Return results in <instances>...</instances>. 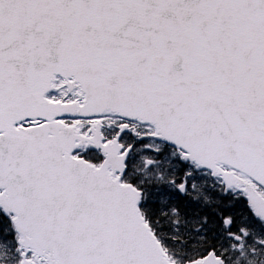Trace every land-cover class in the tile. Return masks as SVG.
<instances>
[{"label": "snow or ice", "instance_id": "1", "mask_svg": "<svg viewBox=\"0 0 264 264\" xmlns=\"http://www.w3.org/2000/svg\"><path fill=\"white\" fill-rule=\"evenodd\" d=\"M0 264H264V0H0Z\"/></svg>", "mask_w": 264, "mask_h": 264}]
</instances>
